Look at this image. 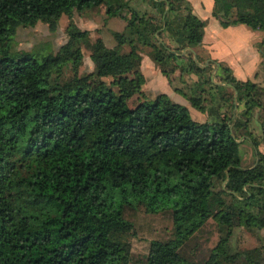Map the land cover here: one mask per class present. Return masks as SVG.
<instances>
[{
  "label": "trees",
  "instance_id": "obj_1",
  "mask_svg": "<svg viewBox=\"0 0 264 264\" xmlns=\"http://www.w3.org/2000/svg\"><path fill=\"white\" fill-rule=\"evenodd\" d=\"M149 2L153 12L126 9L128 0H0V264H129L126 205L171 213V235L149 241L144 264H264L261 247L228 245L233 213L264 225V82L238 79L216 59L199 64L206 20L189 0ZM101 4L126 20L111 30L113 46L71 23L56 52L14 45L22 24L43 19L55 29L60 14ZM212 14L223 27L264 33V0H213ZM82 44L89 72L79 71ZM142 53L170 83L177 69L182 81L196 74L192 93L173 86L210 119L163 92L130 105L145 81ZM27 72L48 77L28 82ZM246 139L250 166L239 155ZM211 217L218 241L205 259L187 258L180 247Z\"/></svg>",
  "mask_w": 264,
  "mask_h": 264
},
{
  "label": "rangeland",
  "instance_id": "obj_2",
  "mask_svg": "<svg viewBox=\"0 0 264 264\" xmlns=\"http://www.w3.org/2000/svg\"><path fill=\"white\" fill-rule=\"evenodd\" d=\"M190 1V0H189ZM205 0H191L193 2L194 8L200 12H205V9H202L200 2ZM190 2V3H191ZM129 6L126 7H136L143 10L146 8L149 11L152 10L149 0H128ZM125 18L120 15L108 16L105 12L104 4H101L97 7L85 8L81 11L74 10L70 15L66 13L60 14L56 19L55 29H51L49 26L48 20L39 19L33 23L22 24L17 28L16 35L14 37V45L20 49H35L39 53L48 54L50 52H56L61 43L65 42L68 38L67 27L71 24H75L81 29H88L90 39H94L97 36H100L106 45L113 46L115 45V39L111 33L112 29L122 30L125 25ZM71 23V24H70ZM259 30V29H256ZM261 31V30H260ZM260 36L253 38L254 46L259 50L260 59L256 64L258 67L257 78L254 81L264 82V33L261 31ZM231 36L221 34V40H227L232 44H236L238 41H241V38L238 41ZM238 38V37H237ZM164 41L168 43L169 41L174 42L169 39L167 34H164ZM169 44V43H168ZM82 62L79 66L80 72H89L94 68L93 62L90 58V49L82 44ZM122 51L127 50V46L124 45L121 47ZM199 52V50L196 49ZM254 51V50H252ZM240 54L246 53V48L239 49ZM148 55V54H147ZM148 57V56H147ZM201 57V56H200ZM150 60V56L148 57ZM152 61V60H151ZM154 62V61H153ZM201 62V61H200ZM199 62V64H201ZM224 63V62H223ZM155 64V63H154ZM156 65V64H155ZM157 66V65H156ZM158 67V66H157ZM216 70V68H215ZM215 70L213 73H215ZM104 70H102V73ZM177 71H180L179 69ZM70 71H66L68 74ZM214 75V74H213ZM48 76L43 74H26V80L33 83H41L46 80ZM198 77V76H197ZM104 78L108 81L111 79L110 76L105 75ZM167 79V77H163ZM196 78L195 80H197ZM214 81H220L219 76H214ZM164 81V80H163ZM180 86L186 93L193 92L192 79L190 74L184 75V80H179L178 75L173 78V84ZM226 88V95L230 96L232 89L229 87ZM146 90L149 88H145ZM142 88L140 94H135L129 99V104L133 105L139 99H151L155 95H152V91H146ZM152 90V89H149ZM225 91V89H224ZM219 94L221 93L218 91ZM224 93V92H223ZM173 100L177 101V97H171ZM188 99V98H187ZM225 105H223L222 110L226 109L229 103V99H226ZM181 102V101H180ZM187 106L191 116L197 120L202 118L204 120H209L210 116L206 111H199L203 114L199 118L198 108L195 106H190L186 103H183ZM199 118V119H198ZM254 151L250 142L246 139L243 140L239 146V155L241 158V164L243 166H249L253 164V154ZM255 157V156H254ZM252 158V159H251ZM236 206V205H235ZM124 213L127 218L133 222V230L127 236V239L130 243V261L129 264H144V259L148 251L149 241L153 238L166 239L171 235L172 232V218L169 210H160L157 212H147L143 207L139 206L137 208L126 205L124 207ZM232 221V234L229 240V250L230 251H240L244 249H249L252 247H262L264 244V225L260 224L258 221H252L251 225L247 226L242 224L237 213L231 215ZM220 236V231L218 224L214 218H209L198 230H196L190 238H188L180 247V252L189 259L192 260H203L205 259L211 247H213L218 241Z\"/></svg>",
  "mask_w": 264,
  "mask_h": 264
},
{
  "label": "crops",
  "instance_id": "obj_3",
  "mask_svg": "<svg viewBox=\"0 0 264 264\" xmlns=\"http://www.w3.org/2000/svg\"><path fill=\"white\" fill-rule=\"evenodd\" d=\"M199 2L202 9H205V12H202L201 10L198 12V10L195 9L194 5L192 4L193 2H191V6L193 12L198 17L206 20L202 36V43L197 47L202 58L200 63L205 65L209 59H216L227 64L238 79L255 80L257 78L256 72L258 71L256 64L258 63L260 56L259 50L252 42L254 41L253 38H256L257 36L261 37L259 33L260 30L252 29L243 23L223 27L220 25L218 19L212 14L213 0H205V3L203 1ZM222 32L231 36L232 38H235L237 41L241 38V41H238L236 44H232L227 40L223 41L221 40ZM168 43L173 46L172 42L169 41ZM241 48H246V53L240 54L239 49ZM147 56L149 57V55L146 53H142L141 71L145 77L142 88L152 89H145L146 91H152V95H155L158 92L166 93L170 97H177V102L181 101V104L186 103L192 106L185 95L174 89L173 83H170L168 78H163L165 75L160 71L159 67L154 64L153 60L151 59V61ZM216 67L217 65H215L212 72ZM177 70L173 73V78L179 75L180 71ZM190 78L195 80L197 75L190 74ZM235 108L236 106L234 109ZM202 113L198 109L197 114L199 115V118L201 115H203ZM199 120H202V118ZM253 125L257 131L258 126L256 122H253ZM260 149L264 152V143L260 145ZM254 156L255 154L252 157L254 158Z\"/></svg>",
  "mask_w": 264,
  "mask_h": 264
},
{
  "label": "water",
  "instance_id": "obj_4",
  "mask_svg": "<svg viewBox=\"0 0 264 264\" xmlns=\"http://www.w3.org/2000/svg\"><path fill=\"white\" fill-rule=\"evenodd\" d=\"M213 74H214V73L212 72V73H211V77H213Z\"/></svg>",
  "mask_w": 264,
  "mask_h": 264
}]
</instances>
